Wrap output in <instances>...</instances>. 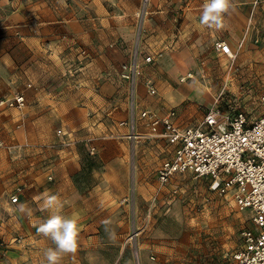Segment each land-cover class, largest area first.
Segmentation results:
<instances>
[{
    "label": "rangeland",
    "instance_id": "374dc122",
    "mask_svg": "<svg viewBox=\"0 0 264 264\" xmlns=\"http://www.w3.org/2000/svg\"><path fill=\"white\" fill-rule=\"evenodd\" d=\"M253 1L235 0L217 31L200 23L205 0H0V97L25 99L0 109V264H47L55 245L37 229L49 212L33 199L44 193L78 221L60 264L227 261L248 213L191 173L160 186L173 149L141 112L188 125L214 103L264 115V0Z\"/></svg>",
    "mask_w": 264,
    "mask_h": 264
},
{
    "label": "built area",
    "instance_id": "2783aa9c",
    "mask_svg": "<svg viewBox=\"0 0 264 264\" xmlns=\"http://www.w3.org/2000/svg\"><path fill=\"white\" fill-rule=\"evenodd\" d=\"M215 46L220 54L235 57L228 43L219 41ZM122 71V77L129 79L133 65H123ZM148 91L153 94L155 88L149 86ZM260 102L264 103V94ZM24 105L22 93L0 97V109ZM141 116L153 135L161 127L158 135L173 149L157 171L160 186L177 173H191L206 178L212 191L248 213L251 227L242 231L241 245L224 264H264V115L249 121L243 111L224 113L214 103L194 125L182 124L172 110L161 116L144 110ZM10 200L17 202V193Z\"/></svg>",
    "mask_w": 264,
    "mask_h": 264
},
{
    "label": "clouds",
    "instance_id": "9594fccd",
    "mask_svg": "<svg viewBox=\"0 0 264 264\" xmlns=\"http://www.w3.org/2000/svg\"><path fill=\"white\" fill-rule=\"evenodd\" d=\"M235 0H205L200 16V23L209 29L222 30L225 28V15L229 11H235ZM34 200L42 201V211H48L49 216L38 226V233L49 238L54 248L49 247L44 252L47 264H60L63 255L75 253L78 241V221L75 218L61 214L63 205L55 194L44 193L33 197ZM21 213L31 215V209L26 205L19 206ZM106 225L108 221L104 222ZM107 231V228H106ZM114 237L115 233H109Z\"/></svg>",
    "mask_w": 264,
    "mask_h": 264
},
{
    "label": "crops",
    "instance_id": "0c3cea01",
    "mask_svg": "<svg viewBox=\"0 0 264 264\" xmlns=\"http://www.w3.org/2000/svg\"><path fill=\"white\" fill-rule=\"evenodd\" d=\"M253 2L256 3V0H254ZM247 22L250 23V17L248 18V21ZM228 44L230 45V43H228Z\"/></svg>",
    "mask_w": 264,
    "mask_h": 264
}]
</instances>
